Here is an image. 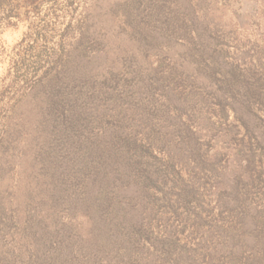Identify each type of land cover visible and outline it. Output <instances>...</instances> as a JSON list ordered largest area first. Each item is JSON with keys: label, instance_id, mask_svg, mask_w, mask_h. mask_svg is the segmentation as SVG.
Returning a JSON list of instances; mask_svg holds the SVG:
<instances>
[{"label": "rangeland", "instance_id": "obj_1", "mask_svg": "<svg viewBox=\"0 0 264 264\" xmlns=\"http://www.w3.org/2000/svg\"><path fill=\"white\" fill-rule=\"evenodd\" d=\"M0 264H264V0H0Z\"/></svg>", "mask_w": 264, "mask_h": 264}, {"label": "trees", "instance_id": "obj_2", "mask_svg": "<svg viewBox=\"0 0 264 264\" xmlns=\"http://www.w3.org/2000/svg\"><path fill=\"white\" fill-rule=\"evenodd\" d=\"M62 198L59 199V201L61 200Z\"/></svg>", "mask_w": 264, "mask_h": 264}]
</instances>
